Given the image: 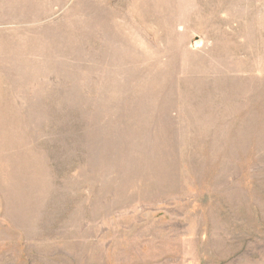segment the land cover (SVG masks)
<instances>
[{
	"label": "rangeland",
	"instance_id": "rangeland-1",
	"mask_svg": "<svg viewBox=\"0 0 264 264\" xmlns=\"http://www.w3.org/2000/svg\"><path fill=\"white\" fill-rule=\"evenodd\" d=\"M0 264H264V0H0Z\"/></svg>",
	"mask_w": 264,
	"mask_h": 264
}]
</instances>
